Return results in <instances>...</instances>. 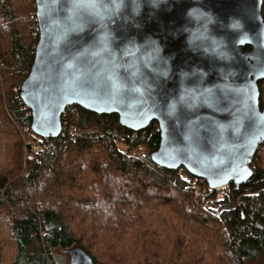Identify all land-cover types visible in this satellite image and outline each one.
<instances>
[{
	"label": "trees",
	"instance_id": "obj_1",
	"mask_svg": "<svg viewBox=\"0 0 264 264\" xmlns=\"http://www.w3.org/2000/svg\"><path fill=\"white\" fill-rule=\"evenodd\" d=\"M35 15V0H0V224L5 216L13 249L5 256L0 248V264H66L54 253L74 247L95 264H257L264 258V144L248 180L217 189L185 167L154 163L155 120L135 131L116 114L75 104L62 115L58 137L32 130L20 88L35 58ZM259 89L263 106L264 79ZM14 121L27 128L23 138ZM74 163L80 164L66 177ZM51 190L66 200L24 207V200ZM147 193L165 198L151 204L140 199Z\"/></svg>",
	"mask_w": 264,
	"mask_h": 264
},
{
	"label": "water",
	"instance_id": "obj_2",
	"mask_svg": "<svg viewBox=\"0 0 264 264\" xmlns=\"http://www.w3.org/2000/svg\"><path fill=\"white\" fill-rule=\"evenodd\" d=\"M35 2L39 38L20 97L37 135L58 137L76 104L135 131L157 121L154 163L211 188L252 176L264 144L263 0ZM66 251L71 264H95Z\"/></svg>",
	"mask_w": 264,
	"mask_h": 264
},
{
	"label": "rangeland",
	"instance_id": "obj_3",
	"mask_svg": "<svg viewBox=\"0 0 264 264\" xmlns=\"http://www.w3.org/2000/svg\"><path fill=\"white\" fill-rule=\"evenodd\" d=\"M31 17V15H30ZM16 89V88H15ZM27 115V113L25 114ZM14 126L16 128V130L18 131L20 137L23 138L24 136V131L27 129L25 126L24 128L22 129V126L18 123H16L14 121ZM70 157H67L66 159V162H69ZM84 162V161H83ZM82 163V161H81ZM80 163H74L73 165L71 164L70 167H67V174H66V177H70V175H72V170H76V166L74 165H79ZM65 177V178H66ZM111 181V180H110ZM199 188V186H198ZM197 188V189H198ZM49 192V196H41L38 194V196L36 195V197L32 198L31 201H27V200H24V207L30 209L32 207H34L32 204L33 202H38V203H42L44 205H51V204H60L62 201H65L66 198L64 197V193L62 191H59V192H55L54 190H51L48 191ZM63 194V196H61ZM165 198V195L164 194H159V195H154L152 193H147L146 197L145 196H142L140 199L141 200H145V201H148V203H151V204H156V202H159V203H162L163 200ZM178 199V198H177ZM173 200H176V198H173ZM34 203V204H35ZM92 210V209H91ZM107 211V209H106ZM14 214L15 215H19V212H15L14 211ZM7 223H8V219L4 216V219L2 220V224H0V248L3 250V252L5 253V256L6 254L8 253H12V248H11V235H10V230L8 229V226H7ZM54 258L55 260H57L58 262H64L66 264H71V255L66 251H56L54 253ZM249 264H251V262H249ZM257 264H264V258L262 257Z\"/></svg>",
	"mask_w": 264,
	"mask_h": 264
},
{
	"label": "built area",
	"instance_id": "obj_4",
	"mask_svg": "<svg viewBox=\"0 0 264 264\" xmlns=\"http://www.w3.org/2000/svg\"><path fill=\"white\" fill-rule=\"evenodd\" d=\"M35 16H36V15H35ZM36 20H37V18H36ZM37 30H39L38 24H37ZM66 109H67V108H66ZM65 111H66V110H65ZM64 113H65V112H64ZM64 113H63V114H64ZM29 114H30V113L28 112V113H27V116H29ZM63 129H64V126H63V122H62V130H63ZM61 132H62V131H61Z\"/></svg>",
	"mask_w": 264,
	"mask_h": 264
}]
</instances>
